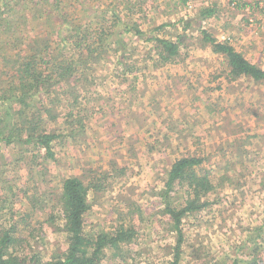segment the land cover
<instances>
[{"label": "rangeland", "instance_id": "1", "mask_svg": "<svg viewBox=\"0 0 264 264\" xmlns=\"http://www.w3.org/2000/svg\"><path fill=\"white\" fill-rule=\"evenodd\" d=\"M65 2L70 28L94 17L91 25L107 32L103 40L122 33V41L107 47L100 64L84 59L68 74L67 88L80 90L73 110L85 111V127L73 133L68 123L38 124L63 135L53 143V160L34 147L0 142V234L11 232L17 258L46 261L64 253L58 198L63 179L76 176L90 185L87 237L118 230L131 235L117 248L106 246L99 264H171L177 236L162 217L158 193L174 159L187 156L203 160L197 174L223 186L202 198L205 209L182 218L177 263L245 264L264 253V82L240 92L244 82L232 81L226 59L201 34L236 47L249 17L225 0H89L91 9H112L96 16ZM208 5L214 19L202 20ZM113 15L119 25H111ZM185 21L195 23L184 30ZM256 24L259 42L246 57L264 71L261 17ZM127 26L151 39L179 41L177 56L163 62L153 40L133 31L123 35ZM124 63L131 74L121 73ZM185 184L174 185L177 206L193 195Z\"/></svg>", "mask_w": 264, "mask_h": 264}, {"label": "trees", "instance_id": "2", "mask_svg": "<svg viewBox=\"0 0 264 264\" xmlns=\"http://www.w3.org/2000/svg\"><path fill=\"white\" fill-rule=\"evenodd\" d=\"M68 2L67 7L70 9L86 11L88 15L93 14L92 16H96L95 12L108 15L112 11L110 8L91 9L89 0ZM65 4V0H13L11 3L0 0V142L6 146H20L21 149L34 147L37 153L45 151V157L49 160L54 159V141L63 135L45 129L48 127L38 126L39 123H68L73 133L85 127L82 123L85 111L80 107L79 110H73V105L78 100L74 94H78L80 90L72 92L73 89L67 88L68 74L72 75L77 63L84 59H93L96 64H100L105 59L107 47L122 41V33H117V36L112 34L115 40H103L107 32L91 25L94 17L70 28ZM212 13L211 9H205L199 17L204 20L211 17ZM113 18L111 25L122 22L119 16L113 15ZM55 21L58 22L57 28L52 26ZM193 23L195 22L185 21L184 30L193 27ZM68 31L69 35L66 34ZM132 31L136 36L143 35L146 40H153L163 62L171 61L177 56L179 41L174 43L164 38L151 39L148 33L128 26L123 35ZM201 34L212 51L222 54L226 59L232 79L243 76L254 81H264V71L246 60L236 49L226 43L217 42L205 31ZM56 35L58 38L53 40ZM87 41L90 43L85 45ZM121 68L122 74L132 73V68L126 63ZM202 163V159L193 156L174 159L163 182V188L158 193L163 204L162 217L177 236L172 253L174 261L171 264H178L183 238L182 218L186 214L205 209L208 203L202 198L211 193L213 187L223 186L211 182L207 174H197L195 168ZM176 183L177 188L186 183V193L193 191V195L188 193L181 197L182 206L175 205L172 200L171 195L178 190H173ZM89 188L90 185H86L76 176H69L61 182L58 204L68 242L63 254L46 261L33 256L26 263L17 258L18 255L13 250L11 232L3 231L0 234V264H99L106 246L117 248L118 244L125 243L131 235L123 230L91 237L85 234L84 217L90 209L87 199ZM259 229L264 232V225ZM261 239L264 242V235ZM243 262L264 264V253H253L249 261Z\"/></svg>", "mask_w": 264, "mask_h": 264}, {"label": "crops", "instance_id": "3", "mask_svg": "<svg viewBox=\"0 0 264 264\" xmlns=\"http://www.w3.org/2000/svg\"><path fill=\"white\" fill-rule=\"evenodd\" d=\"M222 1H224V0H222ZM225 1H227V0H225ZM202 8H203V11L205 10V9H211V10H213L212 9V6H210V5H208V6H202ZM232 10V9H231ZM214 11V10H213ZM236 11L238 12V13H241V15H242V13H244V11H242V8H240V7H238V9H236ZM202 12V11H201ZM200 12V13H201ZM214 13V12H213ZM213 13H212V16L211 17H209L208 19H210V20H213L214 18H212V17H214L213 16ZM200 15V14H199ZM207 19V18H206ZM246 19V18H245ZM205 20V19H204ZM206 21H208V20H206ZM246 22V21H245ZM242 23H244V21L242 22ZM244 29V28H243ZM257 29H258V27H256L255 28V30L254 31H252V33H249V31H246L245 29H244V31H242V33H240V35H238V37L237 38H239V41H238V45L236 46V47H233V48H235L236 49V51H238V52H240L245 58H246V60H248V58L246 57V56H248L250 53H251V51L249 50V49H251L250 48V46H252V45H254V46H256V44H258V42H259V37H256L257 36ZM241 31V30H240ZM229 36V35H228ZM250 63H252V64H254L252 61H250V60H248ZM255 65V64H254ZM257 66V65H256ZM259 67V66H258ZM240 78V80L241 81H243L244 82V84L241 86V89H244V90H240V92H246V93H250V89L247 87L248 85H252V84H254V83H256V82H260V81H254V80H252L251 78H249V77H239ZM246 78V79H245ZM236 79H238V78H236ZM236 79H232V81L233 80H236ZM230 80V79H229ZM261 82H264V81H261ZM248 83V84H247Z\"/></svg>", "mask_w": 264, "mask_h": 264}, {"label": "built area", "instance_id": "4", "mask_svg": "<svg viewBox=\"0 0 264 264\" xmlns=\"http://www.w3.org/2000/svg\"><path fill=\"white\" fill-rule=\"evenodd\" d=\"M228 7H230L232 10L238 9V7L242 8V11H244V15H246L248 20H246V23H244V29L246 31H249V33H252V31L255 30L257 27L256 22L258 20V17H261V20L263 22V28H264V1H260L258 3H253V5L250 2H247V0H227ZM241 3V6L239 5ZM258 4V6H257ZM257 8V12H254L253 9Z\"/></svg>", "mask_w": 264, "mask_h": 264}]
</instances>
